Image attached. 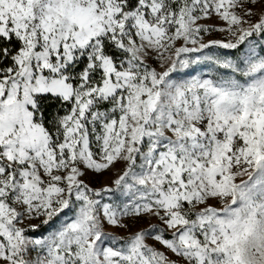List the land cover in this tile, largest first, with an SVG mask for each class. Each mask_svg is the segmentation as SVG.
<instances>
[{"label":"snow or ice","instance_id":"1","mask_svg":"<svg viewBox=\"0 0 264 264\" xmlns=\"http://www.w3.org/2000/svg\"><path fill=\"white\" fill-rule=\"evenodd\" d=\"M0 264H264V0H0Z\"/></svg>","mask_w":264,"mask_h":264}]
</instances>
